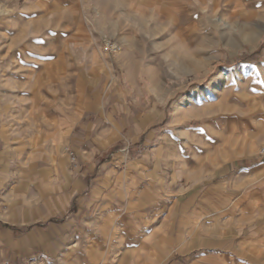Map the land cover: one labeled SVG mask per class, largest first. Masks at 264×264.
Returning <instances> with one entry per match:
<instances>
[{
    "label": "rangeland",
    "instance_id": "rangeland-1",
    "mask_svg": "<svg viewBox=\"0 0 264 264\" xmlns=\"http://www.w3.org/2000/svg\"><path fill=\"white\" fill-rule=\"evenodd\" d=\"M105 37L122 50L105 55ZM41 65L47 94L57 87L68 97L71 82L77 95L62 102V126L69 127L75 104L79 126L125 123L121 138L99 158L120 156L127 165L142 159L144 165L132 164L127 172L126 163L118 166L111 190L137 187L145 197L142 204L130 196L111 197L113 212L104 220L146 224V235L137 230V237L153 232L154 241L173 238L177 247L183 219L197 205L192 194L205 192L216 179L227 191L239 168L264 161V0H0V78L34 79ZM221 74L229 77L214 93ZM198 92L200 99L184 104ZM85 109L91 111L81 118ZM137 125L139 134L132 131ZM69 149L79 167L77 151ZM104 208L96 205L86 219L103 221ZM223 216L236 227L234 215ZM250 224L246 220L243 229L249 231ZM117 232L110 230L113 237ZM75 247L73 264H100L83 258L81 242ZM118 252L111 250L114 260L104 264H119ZM157 257L140 264L167 263Z\"/></svg>",
    "mask_w": 264,
    "mask_h": 264
},
{
    "label": "crops",
    "instance_id": "crops-1",
    "mask_svg": "<svg viewBox=\"0 0 264 264\" xmlns=\"http://www.w3.org/2000/svg\"><path fill=\"white\" fill-rule=\"evenodd\" d=\"M42 66L34 79L0 78V264L4 260L16 264H73L78 260L75 246L79 242L86 247L83 258L91 262L98 258L100 264L113 259L111 250L118 252L121 245L125 247L115 258L119 264L157 261L158 255L166 264H264V161L239 168L229 180L227 191H223V181L216 179L205 192L192 194L189 198L197 205L188 209L183 219L185 229L177 247L173 238L154 241L153 232L148 238L137 237V230L146 235V224L104 220L113 212L111 197L130 196L137 204H142L145 197L137 187L122 191L128 195L111 190L118 177L116 168L126 163L127 172L132 164L144 165L142 159L127 165L124 157L113 161L99 158L121 138L125 123L123 128L106 121L100 127L79 126L78 107L70 104L69 127L62 126V102H72L77 95L71 82L68 97H62L57 87L47 94ZM54 66L59 70L61 63ZM54 76L56 83L60 74ZM18 87L27 91L15 92ZM21 102L22 106L18 104ZM129 110L128 118L132 115ZM90 111H84L81 118ZM132 131L141 133L142 126ZM68 148L77 151L79 167L73 168ZM157 156L162 158L160 151ZM132 175L137 176L127 174L129 178ZM241 198L245 199L238 204ZM234 199L235 204L223 208ZM101 203L105 207L103 221H88L86 217ZM134 211L141 212L137 205ZM227 213L234 215L236 227L224 222ZM246 220L251 221L249 231L243 229ZM111 229L120 232L113 237ZM91 235L96 239L91 240Z\"/></svg>",
    "mask_w": 264,
    "mask_h": 264
},
{
    "label": "built area",
    "instance_id": "built-area-1",
    "mask_svg": "<svg viewBox=\"0 0 264 264\" xmlns=\"http://www.w3.org/2000/svg\"><path fill=\"white\" fill-rule=\"evenodd\" d=\"M122 50L121 45L113 40L112 38L105 37L102 41V52L105 55H115ZM67 153L69 155L70 160L73 162V166L77 168V155L71 149H67ZM1 264H16L11 260H4ZM25 264H34L33 262L25 263Z\"/></svg>",
    "mask_w": 264,
    "mask_h": 264
},
{
    "label": "bare ground",
    "instance_id": "bare-ground-1",
    "mask_svg": "<svg viewBox=\"0 0 264 264\" xmlns=\"http://www.w3.org/2000/svg\"><path fill=\"white\" fill-rule=\"evenodd\" d=\"M227 77H229L227 74L226 75H224V74H221V75H219V76H217V78L215 79V82H214V84H215V87H214V93H216L217 92V87H219L218 85H219V83H221L223 80H225V79H228ZM200 96H203V92H198V93H195V94H192V95H189L186 99H185V101H186V103H184L185 105L188 103V102H190V100H191V98L194 100H196V99H200Z\"/></svg>",
    "mask_w": 264,
    "mask_h": 264
}]
</instances>
